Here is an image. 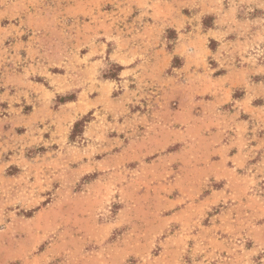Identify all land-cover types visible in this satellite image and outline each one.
Listing matches in <instances>:
<instances>
[{
    "label": "rangeland",
    "instance_id": "obj_1",
    "mask_svg": "<svg viewBox=\"0 0 264 264\" xmlns=\"http://www.w3.org/2000/svg\"><path fill=\"white\" fill-rule=\"evenodd\" d=\"M0 264H264V0H0Z\"/></svg>",
    "mask_w": 264,
    "mask_h": 264
},
{
    "label": "trees",
    "instance_id": "obj_2",
    "mask_svg": "<svg viewBox=\"0 0 264 264\" xmlns=\"http://www.w3.org/2000/svg\"><path fill=\"white\" fill-rule=\"evenodd\" d=\"M81 125H82L81 122H77V123L75 124V126H74L73 136H75L78 132H81V131L79 130V128H80ZM73 136H72V137H73Z\"/></svg>",
    "mask_w": 264,
    "mask_h": 264
}]
</instances>
